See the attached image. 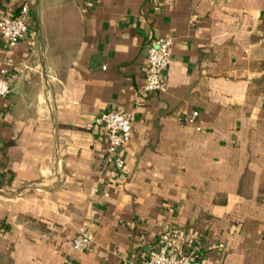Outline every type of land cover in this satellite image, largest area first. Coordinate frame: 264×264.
<instances>
[{
    "label": "crops",
    "instance_id": "crops-1",
    "mask_svg": "<svg viewBox=\"0 0 264 264\" xmlns=\"http://www.w3.org/2000/svg\"><path fill=\"white\" fill-rule=\"evenodd\" d=\"M24 7L26 39L0 34V264H144L169 234L193 264H264V0H0V18ZM118 111L123 169L98 122Z\"/></svg>",
    "mask_w": 264,
    "mask_h": 264
},
{
    "label": "built area",
    "instance_id": "built-area-1",
    "mask_svg": "<svg viewBox=\"0 0 264 264\" xmlns=\"http://www.w3.org/2000/svg\"><path fill=\"white\" fill-rule=\"evenodd\" d=\"M27 15L28 9L24 7L19 16H2L0 18V34L9 51L26 39L30 29ZM171 47V40L164 39L158 40L150 46L144 75V93L152 94L165 90L163 75L172 63ZM16 78V75L11 76L13 80ZM11 92L9 69L3 68L0 71V100L8 97ZM195 116L197 115L195 114ZM98 122L104 126L107 134L108 156L115 158L118 169H123L125 163L119 154L132 139L135 117L123 111L110 112L101 116ZM92 242V233L82 231L74 240V251L83 253ZM178 243L179 237L175 234L164 236L158 246L149 252L144 264H193L194 259L190 255L174 253Z\"/></svg>",
    "mask_w": 264,
    "mask_h": 264
}]
</instances>
